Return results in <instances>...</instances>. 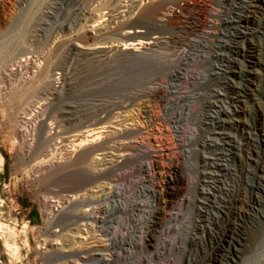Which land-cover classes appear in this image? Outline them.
I'll list each match as a JSON object with an SVG mask.
<instances>
[{
  "label": "bare ground",
  "instance_id": "1",
  "mask_svg": "<svg viewBox=\"0 0 264 264\" xmlns=\"http://www.w3.org/2000/svg\"><path fill=\"white\" fill-rule=\"evenodd\" d=\"M11 1L0 0V32L12 6ZM128 1L130 3L127 2L124 7L119 6V0L115 5L112 2L107 12V20L120 23V27H123L119 30H122L119 32L122 43L118 40L115 41L117 43L103 42L97 48L76 44L69 49V55L72 50L75 54L83 51L87 56L121 51L123 56L133 58L128 64L125 79L116 84V92H125L122 100L114 104V110L118 111L114 115L116 118L121 117L123 111L120 110L138 108L148 119L146 121L152 122L149 109L152 106L162 112L167 122L173 124L178 136L187 111L194 105L191 118L193 129L190 136L182 140V145L185 147L187 142L192 141L199 145L195 152V181L187 185L184 196L181 194L184 209L171 210L169 218L175 222L183 220L184 210L188 209L193 229L206 235H202L203 243L200 241L202 239L199 240L201 235H189L187 242L183 235H155L162 213L173 209L172 198L178 193V186L174 189V185L170 184V188L163 190L150 210L144 209L136 198L131 201L133 212H143L140 229L145 235L86 233L80 244L79 262L71 260L67 264H176L175 258L172 257L171 261L168 258L171 252L175 254L181 250V264H229L243 233V224L264 204V0H213L215 13L210 10L205 13L207 9L204 3L197 6L191 0ZM67 2H51L50 9L53 11L49 12V19L40 28V36L44 37L49 30L55 39L60 37L67 28ZM8 36L0 43V59L3 62L0 73L10 85L16 83L17 88L25 87L31 79L43 77L49 72L53 58L52 45L45 43L39 46L36 40L34 51L30 45V48L23 47L22 39L25 37H18L17 34ZM64 41L59 46H63ZM55 69L61 78L67 76L66 64H60ZM60 84L63 82L53 83L54 91L60 88ZM69 112L60 116L71 122L75 119L72 111ZM25 115L27 112L22 118ZM129 120L133 121V118ZM102 122L99 120L97 124ZM41 128L42 132L48 130L46 122H42ZM102 128L77 134L75 139H71V147L75 148L66 149L65 153L61 147L50 144V140L44 138L41 149L44 154L39 167L52 164L58 155L66 154L69 157L76 148L96 144L107 126L103 125ZM123 134L116 133L115 138L131 137L133 132ZM105 145L106 142L84 147L65 167L61 165L54 169L57 173L63 172L64 168V177L74 185L71 184L69 194L62 201L51 199L47 203L48 217L53 211L62 210L65 203L80 201L77 206L86 204V196L94 189L88 186L95 184L93 186L98 193L103 190L101 185H96L98 181L113 178V182L124 180L129 185L135 178L141 177L142 182L145 181L148 166L143 160L148 158V153L133 152L130 158L120 153L118 158H123L116 161L114 166H108L105 160L94 158L95 151L104 150ZM116 148L120 152L128 150L119 145ZM228 179H232V182L227 183ZM141 192L147 196L152 191L143 187ZM119 193L115 191L114 196ZM106 207L102 209L103 213L108 211ZM62 213L59 214L62 215L59 222L66 223L63 227L66 229L74 224V207L68 213ZM79 215L80 219L88 218L87 214ZM105 216L98 221L101 228L106 221ZM131 216L128 217L129 224L135 221ZM74 230L80 233L77 227ZM167 230L176 231L177 228L168 225ZM153 248L155 250L151 251Z\"/></svg>",
  "mask_w": 264,
  "mask_h": 264
},
{
  "label": "rangeland",
  "instance_id": "2",
  "mask_svg": "<svg viewBox=\"0 0 264 264\" xmlns=\"http://www.w3.org/2000/svg\"><path fill=\"white\" fill-rule=\"evenodd\" d=\"M66 1L69 5L66 14L67 28L56 39L49 30L44 37L40 36L39 32L49 19V12L53 11L50 9V4L54 0L11 1L12 6L9 8L6 22L0 32V43L9 38L8 35L17 34L18 37H25L22 39L23 47L33 48L38 40L39 46L47 43L53 48L49 72H46L43 77L31 79L25 87L17 88L16 83L10 85L0 73V264H67L71 260L78 263L81 255L79 254L80 244L84 241L83 237L87 235L86 233L88 235H108V233L109 235H145L140 229L143 212L139 210L133 212L131 201L136 198L138 203L144 205V209L150 210L151 205H155L157 197H161L163 190L170 188V184L174 185V189L178 186V193L172 198L173 209L169 208L162 213L160 226L155 235H171L172 237L183 235L186 242L189 235H201L199 240L202 239L200 241L203 243L202 235L206 234L197 233L193 229L192 217L188 209L184 210L183 220L175 222L169 218L171 210L176 212L178 209H184L181 206L182 197L185 195L187 185L190 186V183L195 181V152L199 145L193 141L187 142L185 147L182 145V140L190 136L193 129L191 118L194 105H191L192 107L187 111L188 114L186 113L185 120L181 123L178 136L173 124L167 122L162 112L152 106L149 107L153 116L152 122H147L148 119L144 118V114L138 108H129L128 111L120 110V112L123 111L121 117L116 118L114 115L118 111L114 110V104L122 100L125 93L124 91L116 92V84L125 79L129 70L128 64L133 58L123 56L121 51V53L113 51L107 55L87 56L83 51L75 54L72 50L69 55V49L76 44L86 48H97L103 45V42L121 41L119 32L122 30H119L123 27H120V23L115 21L111 23L107 20L109 18L107 12L110 11L108 6L112 2V5H115L116 0ZM191 1L197 6L204 3L207 9L205 13L209 10L215 13L213 0ZM127 2L130 3L128 0H119V6L124 7L128 4ZM63 40H65L64 45L59 46ZM116 40L118 41L115 42ZM2 63L1 61L0 64ZM60 64L67 66V76L64 79L55 69ZM56 81L63 84H60V88H57L55 92L53 83ZM68 111H72L71 114L75 120L69 122L61 118L60 115H67ZM25 112L27 115L22 118ZM130 118H133V121L129 120ZM99 120L103 122L97 124ZM42 122H46L48 126L47 133L40 130ZM116 124L122 125L119 128L114 126ZM103 125L107 126L106 132L93 145L105 142L107 145L104 150H96L93 157L96 160L99 159L98 161L105 160L108 166H114L116 161H120L123 157L130 158L134 153L146 152L149 156L143 160V163L148 166L145 181L142 182L141 177L135 178V182L133 181L130 185L124 180L113 182V178L98 181L96 185H101L105 190L98 193V189L93 186L95 184L88 186L91 190L94 189L89 192V197L86 196L84 201L86 204L77 206L80 201L65 203L63 207L66 206V208L55 210L48 217L47 203L51 199L62 201V198L69 194L68 189L72 187V183L64 177L63 172L66 170L63 168V172L55 173L54 169L61 165L65 167L85 146L81 147L82 150L76 148L75 151H71L74 157L71 154L69 157L61 154L55 159L54 164L40 168V161L44 154L42 153L44 138L49 139L50 144L61 147L62 152L65 153L66 149L75 148L71 147V141L77 134L86 133L90 131L89 129L102 130ZM128 131L133 132L131 137L115 138L116 133L122 135ZM233 132L235 133L234 130ZM93 145H86L85 148ZM116 145L126 147L128 150L120 152ZM120 153H124L125 156L118 158ZM231 182L232 179L227 180V183ZM143 187H147L152 192L147 193V196L142 195ZM115 191L120 192L119 195L114 196ZM261 205L263 206L260 211H256L252 218L243 224V233L229 264H264V204ZM72 207H74V218H72L74 224L63 229L66 223L59 222L62 216L59 214L68 213ZM105 207L108 211L103 213L102 209ZM78 213L87 214L88 218L80 219ZM103 215H106V218L104 217L106 221L101 228L98 221ZM129 216L135 218V221L130 224ZM168 225L176 227L179 231L168 232ZM76 227L80 233H76L74 230ZM154 250L155 248L151 249V251ZM173 253H170L171 259H168L171 261L175 258L176 264H181L182 250L175 253L176 256Z\"/></svg>",
  "mask_w": 264,
  "mask_h": 264
}]
</instances>
